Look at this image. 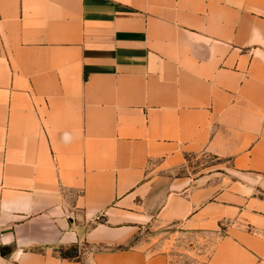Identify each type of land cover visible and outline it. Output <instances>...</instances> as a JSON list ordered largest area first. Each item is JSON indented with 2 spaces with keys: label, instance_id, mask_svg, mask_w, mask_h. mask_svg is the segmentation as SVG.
Listing matches in <instances>:
<instances>
[{
  "label": "crops",
  "instance_id": "0c3cea01",
  "mask_svg": "<svg viewBox=\"0 0 264 264\" xmlns=\"http://www.w3.org/2000/svg\"><path fill=\"white\" fill-rule=\"evenodd\" d=\"M151 224L264 264V0H0V264H169Z\"/></svg>",
  "mask_w": 264,
  "mask_h": 264
},
{
  "label": "rangeland",
  "instance_id": "374dc122",
  "mask_svg": "<svg viewBox=\"0 0 264 264\" xmlns=\"http://www.w3.org/2000/svg\"><path fill=\"white\" fill-rule=\"evenodd\" d=\"M222 163L223 161L211 156H194L189 158L188 164L177 170V173L197 175ZM217 238L218 236L196 234L175 224H151L142 228L130 245L138 242L141 246H147L153 253L162 252L168 256L169 264H209L208 260Z\"/></svg>",
  "mask_w": 264,
  "mask_h": 264
},
{
  "label": "trees",
  "instance_id": "16d2710c",
  "mask_svg": "<svg viewBox=\"0 0 264 264\" xmlns=\"http://www.w3.org/2000/svg\"><path fill=\"white\" fill-rule=\"evenodd\" d=\"M1 253L4 254L5 250L2 249ZM60 254L62 257L65 258H75L77 256V250L76 249L67 250V251L60 250Z\"/></svg>",
  "mask_w": 264,
  "mask_h": 264
}]
</instances>
